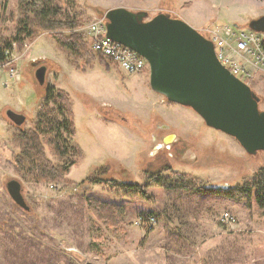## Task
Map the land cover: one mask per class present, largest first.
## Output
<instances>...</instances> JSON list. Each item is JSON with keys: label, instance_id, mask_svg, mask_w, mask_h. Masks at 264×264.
Segmentation results:
<instances>
[{"label": "rangeland", "instance_id": "374dc122", "mask_svg": "<svg viewBox=\"0 0 264 264\" xmlns=\"http://www.w3.org/2000/svg\"><path fill=\"white\" fill-rule=\"evenodd\" d=\"M76 1L85 20L74 31L83 35L89 49L85 27L99 16L106 21L95 8L131 9L139 4L150 11L149 16L169 12L170 6L190 12L181 8L189 0ZM22 2L0 0V40L11 39ZM193 4L191 13L207 21L198 25L199 32L205 34L204 26H211L230 42L249 34L248 20L264 14V0H197ZM227 27L233 34L226 33ZM24 42L12 56L20 80H10L5 87L7 66L0 65V264H264V207L256 204L253 195L229 197L209 189L197 192L150 184L147 197H140L116 186L80 182L94 166L107 162L113 170L105 172L106 177L146 183L147 171L168 162L195 177L199 186L227 188L260 169L264 151L248 154L235 138L205 125L191 108L154 92L149 68L126 73L113 61L108 70L93 61L82 73L69 63L51 34L39 32ZM32 60L47 67L43 84L62 88L71 97L73 140L83 157L63 175L69 182H36L15 164L13 135L29 126L44 99L34 88L39 84L29 65ZM249 83L264 109V73H256ZM8 108L26 116L23 124L17 126L6 116ZM169 133L174 138L164 143L161 138ZM161 149H166L167 156H156ZM47 155L53 159L51 153ZM12 178L20 182L28 210L8 194L5 183ZM86 194L122 204L124 230L96 229L98 221L87 208ZM226 211L234 223L222 218ZM150 212L156 220L146 230L138 218Z\"/></svg>", "mask_w": 264, "mask_h": 264}, {"label": "trees", "instance_id": "16d2710c", "mask_svg": "<svg viewBox=\"0 0 264 264\" xmlns=\"http://www.w3.org/2000/svg\"><path fill=\"white\" fill-rule=\"evenodd\" d=\"M23 1L19 6L20 17L14 18V33L11 39L0 40V62L6 60L1 48L15 42L17 49L21 50L27 38L45 32L53 36L69 63L81 72H85L93 61L106 70L110 68L111 60L100 53L94 55L83 35L74 31L85 20L76 0H39L40 4H37L38 0ZM105 11L106 9L95 8V13L104 14ZM29 65L32 66L31 61ZM249 85L251 86V83ZM34 88L39 97L44 99L39 102L38 110L30 119L29 126L18 128L13 135L17 147L14 153L15 164L23 170V175H31L36 182H69L63 175L83 157L82 149L73 140L75 123L70 94L62 88L54 90L47 84H39ZM62 130L66 132L64 136ZM159 151L156 156H167L166 149ZM176 151L180 152L182 149ZM47 152L51 153L53 159ZM112 170L113 167L107 162L94 166L80 182L116 186L125 194L140 197H147L146 186L150 184L197 192L209 189L229 197L249 194L253 195L259 207H264V165L241 183L215 189L197 185L195 177L175 170L168 162L156 170L147 171L146 183L129 181L127 178L106 177L105 172ZM84 198L88 210L97 218L96 229L104 226L114 232L124 230L125 211L122 204L101 200L92 194H86Z\"/></svg>", "mask_w": 264, "mask_h": 264}, {"label": "water", "instance_id": "95a60500", "mask_svg": "<svg viewBox=\"0 0 264 264\" xmlns=\"http://www.w3.org/2000/svg\"><path fill=\"white\" fill-rule=\"evenodd\" d=\"M104 15L106 36L147 60L149 85L154 92L191 108L205 125L235 138L248 154L264 151V109L259 107L260 97L220 63L212 40L166 11L149 16L145 9L115 6L107 8ZM247 26L264 33V14L249 19ZM31 65L35 67V80L42 85L47 72L45 64L32 60ZM5 114L17 126L26 118L10 108ZM174 135L168 134L163 142H170ZM5 187L18 206L29 209L17 179H9Z\"/></svg>", "mask_w": 264, "mask_h": 264}, {"label": "built area", "instance_id": "2783aa9c", "mask_svg": "<svg viewBox=\"0 0 264 264\" xmlns=\"http://www.w3.org/2000/svg\"><path fill=\"white\" fill-rule=\"evenodd\" d=\"M106 21L103 16L97 17L85 27V33L89 39L90 49L100 53L115 62L126 73H137L148 68L147 60L133 49L121 43L115 42L106 36ZM87 28V29H86ZM205 37L212 40L218 60L240 80L249 84L256 73H264V33L250 29V33H243L236 37L235 42L228 41L220 36L211 26H204ZM228 35L233 34L230 27L226 28ZM1 48L6 60L1 62L2 67L7 66V80L3 83L5 87L11 85V81L20 80V72L16 60L13 58L16 43ZM52 186V185H50ZM222 218L229 223H234V217L229 212H224ZM156 217L154 214H143L138 218L146 230L153 228ZM144 230V229H143ZM145 231V230H144Z\"/></svg>", "mask_w": 264, "mask_h": 264}, {"label": "crops", "instance_id": "0c3cea01", "mask_svg": "<svg viewBox=\"0 0 264 264\" xmlns=\"http://www.w3.org/2000/svg\"><path fill=\"white\" fill-rule=\"evenodd\" d=\"M196 2L197 0H189V1H186L185 3L187 7H181V8H184V9H189L190 8V12L188 10H178V9H175V8H172L171 6L169 8H167V10L169 12H175V16H179L181 17L184 21H186L187 23H189L190 25H192L193 27L195 28H198L201 24H205L206 19L204 21H201L200 19H198V17H196L195 15H193L191 13L192 11V6L194 5L193 2ZM144 2V1H143ZM142 3V2H141ZM131 8V7H130ZM132 10H137V9H143L140 7L139 4H133L132 5ZM146 10V9H145ZM148 12L150 13V11L148 10ZM158 12V11H157ZM156 11L155 12H151L152 15H154L155 13H157ZM154 13V14H153ZM51 57V56H50ZM34 59V58H33ZM83 73V72H82ZM85 73V72H84Z\"/></svg>", "mask_w": 264, "mask_h": 264}, {"label": "flooded vegetation", "instance_id": "af4514ba", "mask_svg": "<svg viewBox=\"0 0 264 264\" xmlns=\"http://www.w3.org/2000/svg\"><path fill=\"white\" fill-rule=\"evenodd\" d=\"M40 64H42V63H40ZM35 68V67H34ZM47 68V67H46ZM148 68H149V65H148ZM34 70V69H33ZM169 134H171V133H169ZM174 134V133H173ZM168 134H166V135H163L162 136V138H161V140L163 141V138L165 137V136H167Z\"/></svg>", "mask_w": 264, "mask_h": 264}]
</instances>
